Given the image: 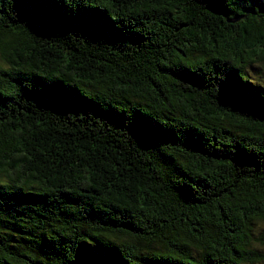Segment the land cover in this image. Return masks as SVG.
Masks as SVG:
<instances>
[{"label":"trees","instance_id":"obj_1","mask_svg":"<svg viewBox=\"0 0 264 264\" xmlns=\"http://www.w3.org/2000/svg\"><path fill=\"white\" fill-rule=\"evenodd\" d=\"M0 58V264H264V0H0Z\"/></svg>","mask_w":264,"mask_h":264},{"label":"rangeland","instance_id":"obj_2","mask_svg":"<svg viewBox=\"0 0 264 264\" xmlns=\"http://www.w3.org/2000/svg\"><path fill=\"white\" fill-rule=\"evenodd\" d=\"M0 66H8V64L0 58ZM248 73L254 78L256 81L264 83V64H255L252 67H248ZM264 230V223L256 227V230ZM16 238H19L18 234H14ZM262 245V244H261Z\"/></svg>","mask_w":264,"mask_h":264}]
</instances>
